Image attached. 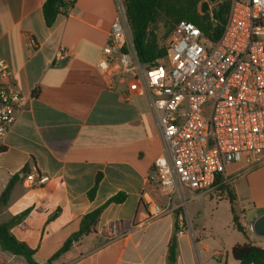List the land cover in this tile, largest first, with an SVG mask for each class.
<instances>
[{"label": "crops", "instance_id": "crops-1", "mask_svg": "<svg viewBox=\"0 0 264 264\" xmlns=\"http://www.w3.org/2000/svg\"><path fill=\"white\" fill-rule=\"evenodd\" d=\"M45 2L0 0V57L28 101L0 140V195L26 165L30 174L49 178L40 186H30L26 179L17 183L8 205L0 209V223L27 212L11 232L37 248L36 260L45 264L80 229L83 216L123 192L126 200L104 210L96 232L52 264H169L174 235L175 264H239L232 255L235 245L250 241L264 249V237L251 231L252 221L264 213V167L237 174L241 166L231 165L223 177L233 187L235 214L247 236L238 231L241 236L210 241L215 229L194 225L187 214L190 203H198L193 214L199 212L207 197L199 193L194 199L186 193L185 208H177L182 204L177 198L176 211L147 221L146 200L168 206L154 169L163 150L157 120L146 97L128 95L126 80L116 78L111 86L97 71L118 16L116 0H77L52 27L45 24ZM62 51L69 56H60ZM99 173L102 180L91 200L89 191ZM243 202L257 214L250 219L245 209L239 214L236 205ZM182 209L188 229L179 235ZM0 260L27 264L10 253L0 252Z\"/></svg>", "mask_w": 264, "mask_h": 264}, {"label": "built area", "instance_id": "built-area-1", "mask_svg": "<svg viewBox=\"0 0 264 264\" xmlns=\"http://www.w3.org/2000/svg\"><path fill=\"white\" fill-rule=\"evenodd\" d=\"M220 2H227L229 11L218 41H210L192 22L181 21L170 35L166 56L143 65L124 1L116 0L118 16L97 71L111 86L116 78L126 80L128 95L146 97L157 120L163 150L154 169L168 206L146 200L147 221L176 211L177 198L182 201L177 208H185L186 193L193 199L197 193L211 194L231 165L241 166L237 174L264 167V0L212 4ZM60 56L68 57L69 52ZM15 82L0 57V140L27 107ZM26 181L40 186L49 178L30 174ZM187 229L182 217L178 234Z\"/></svg>", "mask_w": 264, "mask_h": 264}, {"label": "trees", "instance_id": "trees-1", "mask_svg": "<svg viewBox=\"0 0 264 264\" xmlns=\"http://www.w3.org/2000/svg\"><path fill=\"white\" fill-rule=\"evenodd\" d=\"M76 1L70 0H46L43 5V15L47 27H52L60 15H67L75 6ZM126 15L130 24L132 39L138 58L143 65H152L157 60L166 56V47L160 44L155 32L157 26L163 24L165 27L164 37L173 32L175 26L181 21L192 22L202 30L204 35L212 42L218 41L224 31L229 5L220 2L217 8L201 13V0H123ZM31 167L26 165L19 173L12 176L6 188L0 195V209L7 206L11 193L17 183L25 180L30 175ZM102 174L96 177L94 186L89 191V198L94 199L100 183ZM216 185L218 192L225 194L231 205L233 222L236 229L247 236L246 230L241 226L238 216L235 214L236 195L233 187L220 176ZM126 200L123 192L111 197L102 206L86 214L80 220V229L73 233L61 248L55 252L45 264H52L55 260L67 253L82 237L96 232L104 210L111 204H121ZM27 212H24L7 222L0 223V252L10 253L22 257L27 264H40L36 260L37 248H32L25 242L19 240L11 232L12 227L19 223ZM176 232L178 227L176 226ZM178 245L175 235L168 247V262L175 264L177 260ZM233 258L239 264H264V249L255 246L250 241L237 244L232 249Z\"/></svg>", "mask_w": 264, "mask_h": 264}, {"label": "rangeland", "instance_id": "rangeland-1", "mask_svg": "<svg viewBox=\"0 0 264 264\" xmlns=\"http://www.w3.org/2000/svg\"><path fill=\"white\" fill-rule=\"evenodd\" d=\"M205 1L209 2V0H201L202 3ZM209 4V11H211L214 4ZM155 32L157 33V36L160 40V44L166 47L170 36L164 37L166 30L163 24L157 26ZM227 170L228 172L231 171V167H229ZM218 187L219 185H217L211 194L207 195L197 214L194 215L193 211L197 208L198 203H190L187 206V214L190 222H192L194 225H206L210 229H215L214 234L208 237L210 241H223L225 238L230 239L233 236H241V233H239L234 227L230 203L226 198L220 197L222 194L218 192ZM1 190L2 188H0V191ZM243 209L246 210V217L248 219L257 214L254 206L248 204L247 202H243L241 204L237 203L236 210L239 212V214H241L240 212ZM181 211L183 214V219L185 220L186 213L183 211V209ZM37 258L40 260V257ZM16 264H21V261H16Z\"/></svg>", "mask_w": 264, "mask_h": 264}, {"label": "water", "instance_id": "water-1", "mask_svg": "<svg viewBox=\"0 0 264 264\" xmlns=\"http://www.w3.org/2000/svg\"><path fill=\"white\" fill-rule=\"evenodd\" d=\"M215 0H209V2L205 1L201 5V12L206 13L210 9L209 3H214ZM215 8L218 7V5L214 6ZM251 231L254 235L259 237H264V213L258 215L251 223Z\"/></svg>", "mask_w": 264, "mask_h": 264}]
</instances>
